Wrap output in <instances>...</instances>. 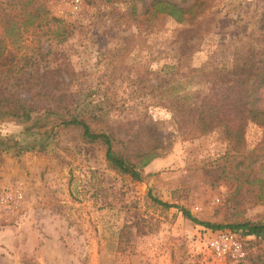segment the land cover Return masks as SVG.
Listing matches in <instances>:
<instances>
[{"label":"rangeland","instance_id":"374dc122","mask_svg":"<svg viewBox=\"0 0 264 264\" xmlns=\"http://www.w3.org/2000/svg\"><path fill=\"white\" fill-rule=\"evenodd\" d=\"M69 1L0 0V110L33 109L22 123L0 113V185L20 182L24 193L23 209L0 220V264H246L214 258L209 228L179 209L229 230L263 221L264 129L249 124L236 151L220 128L186 135L164 96L188 103L233 50L260 49L264 0H204L181 22L151 0H81L74 14ZM69 114L112 132L117 150L151 122L173 141L135 180L106 165L102 144L58 124ZM245 245L264 260V242Z\"/></svg>","mask_w":264,"mask_h":264},{"label":"trees","instance_id":"16d2710c","mask_svg":"<svg viewBox=\"0 0 264 264\" xmlns=\"http://www.w3.org/2000/svg\"><path fill=\"white\" fill-rule=\"evenodd\" d=\"M148 6L158 12H163L177 22H181L185 14L189 16L199 14L205 7V1L194 0L190 6L184 8L167 0H151ZM22 7L24 8L23 5ZM37 9L33 14L37 13ZM33 14L28 12L30 17H33ZM261 27H264V11L261 14ZM188 29L183 28V30ZM262 34L260 49L233 50L229 65L213 72L207 90L198 91L197 98L194 100L185 103L183 100L187 96H178V92H174L173 97L164 96V101L169 103L173 115L180 119V123L187 121L185 123L188 124L186 135L204 134L213 128H220L230 147L236 151L243 148L245 144L244 132L249 124L264 129V32ZM190 51L177 50V53L182 56ZM32 110V108L18 104L12 108L0 110V113L9 114L16 121L22 123L32 118ZM57 122L62 126L78 128L81 136L88 142L102 144L106 165L111 170L127 174L135 180L141 178L139 169L152 159L164 156L173 141L172 133H165L155 122H151L139 126L130 134L121 136L119 138L121 150H117L113 148L112 132L109 130L107 132L92 131L83 116L69 114ZM37 133L41 137L43 136V133ZM150 199L163 207L171 206L155 198L150 197ZM179 211L184 218L192 223L203 225L212 230L223 228L221 224L197 220L184 208H180ZM228 227L233 231L239 230L240 236L250 235L258 242H264V220L243 221L230 224ZM125 233V227L118 232L119 241ZM238 261L246 262V264L264 263L259 252L247 253L243 259Z\"/></svg>","mask_w":264,"mask_h":264},{"label":"built area","instance_id":"2783aa9c","mask_svg":"<svg viewBox=\"0 0 264 264\" xmlns=\"http://www.w3.org/2000/svg\"><path fill=\"white\" fill-rule=\"evenodd\" d=\"M81 4V0H70L68 13L74 14ZM24 205V193L20 182L10 185H0V220L9 219L17 215ZM254 238L250 235L240 236L229 229H206L202 235L204 246L216 259L238 261L246 254L245 241Z\"/></svg>","mask_w":264,"mask_h":264}]
</instances>
